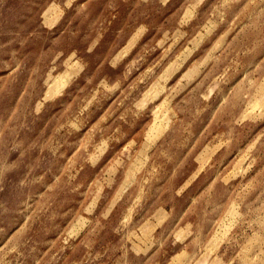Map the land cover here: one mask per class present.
Wrapping results in <instances>:
<instances>
[{"label":"rangeland","instance_id":"rangeland-1","mask_svg":"<svg viewBox=\"0 0 264 264\" xmlns=\"http://www.w3.org/2000/svg\"><path fill=\"white\" fill-rule=\"evenodd\" d=\"M238 6L178 0L166 17L174 28L160 23L141 42L143 25L129 21L152 0H0V67L11 66L0 93L12 101L0 116V264H264V123H256L264 56H255L264 43L254 45V21L233 30ZM198 10L202 23L188 35ZM225 16L229 24L217 31ZM33 18L48 29L77 21L86 45L107 34L93 75L105 61L122 71L143 64L71 140L70 117L92 78L54 104L77 80L81 57L53 44L31 54L16 91L9 33ZM133 105L144 118L122 139ZM51 109L25 144L35 114Z\"/></svg>","mask_w":264,"mask_h":264},{"label":"clouds","instance_id":"clouds-1","mask_svg":"<svg viewBox=\"0 0 264 264\" xmlns=\"http://www.w3.org/2000/svg\"><path fill=\"white\" fill-rule=\"evenodd\" d=\"M178 0H152V8L146 14H141L135 17L134 20H130L129 24L131 27H135L137 24L143 25V33L141 42L144 38L150 36L157 28L160 23H164V26L169 28L171 31L174 25L167 22L166 17L168 13L175 7ZM242 7H239V12L237 14V19L234 23L233 30L241 26L245 21H254L255 23L251 26V38L255 44L264 43V0H241ZM71 4H69V9H71ZM231 16H225L220 22L217 31L224 28L229 24ZM202 23V18L200 16L199 10L193 15L185 26V31L188 35L194 31L195 26ZM77 27V21L68 20L67 28L65 30L64 21L61 22L54 29H48L39 24L38 18H33L31 23L27 27L21 28L20 31L15 33H9L10 39L7 47L10 48L11 56L13 58V65L15 68L19 69L16 75L19 77L16 91L18 92L20 87L23 86V80L27 75V68L33 59L31 54L37 52L40 49H46L53 44H63L70 48L76 50L77 54L81 57V67L80 74L77 80L68 86L66 89V94L61 96L58 101L54 102L57 106L62 104L65 100L70 99V93L74 88L79 87L80 84L84 82L85 79L91 77L92 82L86 89L88 96L81 101L80 108L75 112V114L70 117L76 122L72 124L71 131L68 134L67 140L74 139L78 137L84 130L99 116L103 111L104 107L109 103L111 99L117 96L121 89L125 88L132 76L135 75V71L143 64L133 66V68L127 71H122V64L111 63L105 61V63L95 71L96 66L100 64L101 57L97 55L98 50H100L101 44L104 42L107 34H95L94 38L91 39L90 44H84L82 38H84L83 28L76 32L74 29ZM186 35L183 40L178 42L183 43L184 40L188 39ZM215 33L209 36L211 39ZM139 43V42H138ZM17 45L19 47H17ZM6 46L0 43V53L3 52ZM256 58L264 56V47L259 48L255 53ZM19 61V63H17ZM11 67V66H10ZM10 67H0V74L8 72ZM95 89V94H92V90ZM14 99V96H13ZM12 101L7 99L3 93H0V116H6L7 110L11 108ZM211 105V100L208 101ZM51 109L47 112H40L35 114L34 123L26 129L27 139L24 141L26 144L28 140L33 138L39 133L38 125L43 123L44 119L50 115ZM136 109L133 105L130 109L129 120L124 126V136L122 139H127L133 133L136 132L140 126L143 116H136ZM15 124V121L13 122ZM256 123H264V114H259L256 117ZM121 141L115 142V145H109L108 151L97 158L96 160L88 162V167L91 169L97 168L104 160L108 152L114 150L115 146H118ZM17 148L21 147L16 145ZM65 143H62L57 147L55 156L58 158L60 153L63 151ZM71 148L72 145H67ZM22 218V217H21ZM19 221H17L18 223ZM15 225H13L14 227ZM11 231V228L8 229ZM98 260L103 261V253L97 257ZM104 264H110V262L105 261Z\"/></svg>","mask_w":264,"mask_h":264}]
</instances>
